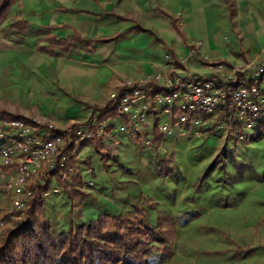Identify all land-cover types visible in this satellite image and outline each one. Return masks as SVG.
<instances>
[{
  "label": "rangeland",
  "instance_id": "1",
  "mask_svg": "<svg viewBox=\"0 0 264 264\" xmlns=\"http://www.w3.org/2000/svg\"><path fill=\"white\" fill-rule=\"evenodd\" d=\"M92 2L18 0L12 6L0 29V111L56 129L89 121L90 118L86 116L88 109L77 102V99H85V96L75 86L69 87V84L75 83L71 76L73 71L80 74L81 83L86 81L83 75L95 74V71L81 69L79 58H50L40 54L36 50V40L45 34L41 30L44 22L49 18L58 21L60 16L65 19L63 22L78 27L85 35H95V30H92L94 17L73 11L64 15L55 12L60 7L92 8ZM20 18L27 20L30 28L19 44L21 38L11 33V26ZM116 26L120 28V24L116 23ZM193 30L189 54L180 56L178 60L182 67L173 63L175 68L196 75L205 72L204 64L222 61L243 65L242 68L250 69L248 74L259 71L264 116V74L261 75L264 53L231 54V43L235 38L228 30L222 31L220 36L224 47L227 45L225 54L229 55V59H216L205 50L203 30ZM55 32L61 38L72 34L69 29H57ZM215 49L221 50L219 42ZM170 56L171 53L167 51L165 65L156 75L163 74L167 69V57ZM182 60H186L185 64ZM157 118L158 126L167 120L163 114L156 115ZM103 122L115 124L117 128L124 123L118 114L106 117ZM259 122L263 126L264 118ZM261 125L258 123L255 131L248 132L241 141L240 130L224 125L222 118H213L205 126L201 138H194L193 132L188 130L185 135L177 134L178 137L165 136L160 143L152 142L151 146L139 142L140 150L149 149L144 154L147 160L157 161L156 166L164 161L161 175L157 174L144 185L142 203L148 207L151 226L157 231L166 232L171 238L174 252L172 257L162 262L159 254H156L154 264H264V126ZM258 134H262L261 138L256 137ZM140 138L139 134L131 136L136 142ZM158 145L160 151L157 150ZM80 155L84 159L90 158V166L96 172L100 167H105L92 146L83 147ZM115 166L113 164L109 170L112 171ZM85 172L83 177L87 175ZM6 186V181L0 177V222L5 224L0 228V234L23 225L28 215V210L17 212L13 209V200ZM54 189L62 193L55 194ZM66 202V196L55 179L44 198L47 218L48 211L58 212L63 207L56 205ZM83 218L92 217H86L81 210L80 216L74 220ZM57 221L59 225L53 228L55 234L68 230L69 224L65 223V218L58 217Z\"/></svg>",
  "mask_w": 264,
  "mask_h": 264
},
{
  "label": "crops",
  "instance_id": "2",
  "mask_svg": "<svg viewBox=\"0 0 264 264\" xmlns=\"http://www.w3.org/2000/svg\"><path fill=\"white\" fill-rule=\"evenodd\" d=\"M92 1V8L69 9L63 7L68 11L59 12L57 11L59 8H57L55 12L64 15L73 11L84 16L94 17L95 24H92V30H95V35H85L78 27L63 22L65 19L62 16H60L62 21L49 18L43 26L67 24L66 28L60 29L72 31V34H68L66 37L77 31L85 39H112L117 34L127 32L138 23L141 27L151 31L152 34H129L117 41L110 40L98 44L92 54L74 50L68 56L61 57L79 58L81 69L95 71V74L83 75L86 81L82 83L80 74L73 71L71 76L75 83L74 85L69 84V87L75 86L76 90L85 96V99H77L78 103L95 107V111L93 109L86 111V116L90 119L94 117L95 120H99L104 115L103 109L108 106L110 94L117 85L145 79L155 75L158 70L163 68L167 51L173 53L177 59L180 56L188 55L194 28L203 30V38L207 47L205 50L216 59L223 61L229 59V55L225 54L227 45L224 47L220 36L222 31L228 30L235 38L231 43L232 49L231 52L229 51L231 54L241 53L239 56H242L245 52L264 53V0H233L236 4V16L233 21L225 0ZM116 15L125 16L128 20L121 21ZM172 18L178 20L183 35L176 31ZM115 22L120 24V28H117ZM218 42L221 47L220 51L215 49ZM225 48L226 50H224ZM86 101L89 103H85ZM85 109L87 108L85 107ZM155 117V114L151 115L149 124L140 127L137 134L141 138L137 142L131 139L130 135L117 132L115 124L103 122L106 128H109L107 131L110 136L104 137L102 144L107 152L117 157V162L114 163L116 166L112 171L103 166L96 172L90 166V158L84 159L79 153L76 167L82 174L83 171H86L85 174H87L83 177L82 189L93 195L92 198L83 202L82 210L86 217L90 215L92 218L74 220L71 202L68 195L64 193L67 202L56 205L63 209L58 212L48 211V218H50L54 229L55 225H59L58 217L65 218V223L69 224V228L64 231L69 232L102 215L120 216L129 213L143 201L144 185L157 176L155 168L157 161L147 160L144 154L149 149L140 150L139 147L143 143L144 137L155 138L154 127L155 123L159 122V118L156 120ZM263 118L262 114L260 121ZM121 119L124 125L127 121L124 117ZM263 126L261 125V127ZM176 137L178 136L176 135ZM152 141L154 140L152 139ZM157 150H161L160 145L157 146ZM61 193L62 191H59L55 194L60 195Z\"/></svg>",
  "mask_w": 264,
  "mask_h": 264
},
{
  "label": "built area",
  "instance_id": "3",
  "mask_svg": "<svg viewBox=\"0 0 264 264\" xmlns=\"http://www.w3.org/2000/svg\"><path fill=\"white\" fill-rule=\"evenodd\" d=\"M167 58L163 74L119 84L111 93L108 110L127 121L116 128L117 132L136 135L140 127L149 124L153 114L167 117L158 126L164 136L185 135L191 130L194 138H201L213 118H222L224 125L240 130L241 141L248 132L255 131L262 114L259 71L248 74L250 69L243 65L219 61L204 64L205 72L195 75L176 69L172 56ZM181 62L185 64L186 60ZM261 72L263 75L264 69ZM107 136L110 133L98 120L56 129L0 117V166L10 168L0 177L7 183L13 209L25 211L36 188L52 185L58 170L76 162L78 155H74L79 145ZM142 142L151 146L153 141L146 136ZM73 173L70 167L68 174H61V180L66 181ZM4 225L0 222V228Z\"/></svg>",
  "mask_w": 264,
  "mask_h": 264
},
{
  "label": "trees",
  "instance_id": "4",
  "mask_svg": "<svg viewBox=\"0 0 264 264\" xmlns=\"http://www.w3.org/2000/svg\"><path fill=\"white\" fill-rule=\"evenodd\" d=\"M17 1L0 0V29ZM225 2L233 21L236 16V4L233 0H225ZM57 11L66 12L68 9L62 7ZM117 18L121 21L128 20L125 16H117ZM172 22L176 31L183 35L178 20L172 18ZM66 27L67 24L41 27L45 34L36 40L37 51L50 57L68 56L74 50L92 54L98 44L110 40L117 41L129 34H152L151 31L136 23L133 28L125 33L117 34L112 39H85L77 31L69 37L59 38L55 30ZM29 28L30 23L24 18L12 24L11 33L21 38L19 44ZM171 56L175 65L182 67L173 53ZM85 107L96 110L95 107L87 104ZM108 107L103 109L104 115L100 117L98 124H103L106 117L117 115L114 111H109ZM0 117L35 125L20 115H11L4 111H0ZM94 121L93 117L88 122ZM154 135L155 143H160L164 137L158 129V122L155 123ZM261 136L262 134L256 135L257 138ZM86 146L94 148L103 160L105 168L110 169L117 162V157L104 148L102 139L82 143L77 147L74 157L79 155L82 148ZM163 163L164 161H160L156 166L158 175L162 173ZM70 167L74 169V173L70 174L66 181H62L61 174H68ZM9 170L8 167L0 166V173ZM55 177L63 192L69 197L73 219L78 218L83 202L92 198L93 195L82 189L83 176L77 169L76 162L58 170ZM50 187L51 185L48 184L35 189L33 199L26 209L28 210L27 221L23 225L0 234V264H154L156 254H159L161 262L173 256L171 238L166 232L157 231L151 226L148 207L142 202L134 208L132 213L120 216L102 215L69 232L62 231L55 234L44 210V198L49 193Z\"/></svg>",
  "mask_w": 264,
  "mask_h": 264
}]
</instances>
